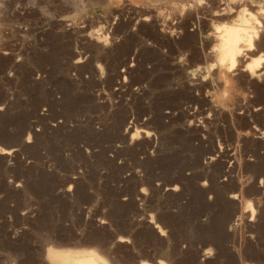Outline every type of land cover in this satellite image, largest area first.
<instances>
[{"label": "rangeland", "instance_id": "rangeland-1", "mask_svg": "<svg viewBox=\"0 0 264 264\" xmlns=\"http://www.w3.org/2000/svg\"><path fill=\"white\" fill-rule=\"evenodd\" d=\"M73 1L0 0V264H264V2ZM242 15L261 44L228 72Z\"/></svg>", "mask_w": 264, "mask_h": 264}, {"label": "bare ground", "instance_id": "bare-ground-1", "mask_svg": "<svg viewBox=\"0 0 264 264\" xmlns=\"http://www.w3.org/2000/svg\"><path fill=\"white\" fill-rule=\"evenodd\" d=\"M73 1V0H72ZM75 1V0H74ZM73 1V2H74ZM87 1V0H86ZM94 1V0H93ZM98 1V0H97ZM180 1V0H179ZM184 1V0H181ZM78 2V3H77ZM77 2L74 4L75 6L74 11L77 13H81V12H85L87 5L85 3H82V0H77ZM85 2V1H84ZM88 2V1H87ZM185 2V1H184ZM183 2V3H184ZM195 2V1H193ZM213 4H216L215 8H213V12H212V16L213 18H219V19H225L228 17H231V15H233L235 12H237L238 9H245L248 7H253L254 5L260 3V2H264V0H213ZM90 3V2H89ZM110 3V2H108ZM191 3V2H189ZM188 3V4H189ZM196 3V2H195ZM211 3V2H210ZM100 4V3H99ZM181 4V3H180ZM179 4V5H180ZM187 4V5H188ZM194 4V3H193ZM201 4V2H200ZM186 5V6H187ZM208 5V3L206 4ZM205 5V8H206ZM96 6V5H95ZM184 6V4L182 5ZM189 6V5H188ZM191 6V5H190ZM136 7V6H135ZM180 7V6H179ZM185 7V6H184ZM196 7V6H195ZM198 7V6H197ZM196 7V8H197ZM209 7V6H208ZM192 8H194L192 6ZM195 8V9H196ZM202 8V7H201ZM199 7V9H201ZM88 9V8H87ZM207 9V8H206ZM137 10V9H136ZM148 10V9H147ZM193 10V9H192ZM205 10V9H204ZM203 10V11H204ZM142 11V10H141ZM200 11V10H199ZM202 11V10H201ZM200 11V12H201ZM246 11V10H244ZM181 12V11H180ZM188 12V11H185ZM184 12V13H185ZM193 12V11H192ZM198 12V11H197ZM179 13V12H178ZM202 13V12H201ZM188 14V13H187ZM205 14V13H203ZM211 14V13H210ZM243 14V13H242ZM245 14V12H244ZM179 15V14H178ZM182 15V14H181ZM184 15V14H183ZM182 15V16H183ZM190 15V14H189ZM209 15V14H208ZM249 15V14H248ZM197 16V15H194ZM203 16V15H202ZM148 17V16H147ZM187 17V16H186ZM206 17V15H205ZM204 17V18H205ZM210 17V16H209ZM246 18H248L247 16H245ZM240 18V16H239ZM238 18V19H239ZM252 18H255L252 16ZM197 19V18H196ZM195 19V20H196ZM212 19V18H211ZM208 20V19H207ZM182 21V20H181ZM200 21V20H199ZM199 21H195V22H199ZM214 21V20H213ZM238 21L237 25H231V26H226V27H219L221 28V30L218 32L217 36H215V41H216V45H215V49L214 52L216 53V57H217V64H219L222 68L231 71L233 70L236 65H240L241 61L245 58L246 54L248 52H251L253 50H255V48L257 49L256 46H258L257 44H259V41H257V38L260 35V31L259 26L257 25V23H255L256 18L255 19H245L244 16L242 15L241 18ZM212 22V21H210ZM218 23L220 21H217ZM223 22V21H221ZM220 22V23H221ZM213 23V22H212ZM151 24V23H150ZM148 25V24H147ZM189 26V25H188ZM233 26V27H232ZM202 29V28H201ZM215 31L217 32L218 30H216V28H214ZM213 29V30H214ZM199 30V29H198ZM212 30V32H213ZM164 32V31H163ZM194 33V32H193ZM199 35V31L197 32ZM203 33V32H202ZM205 33V32H204ZM204 33L202 35H204ZM215 33V32H213ZM206 34V33H205ZM208 34V33H207ZM262 34V33H261ZM212 35V34H211ZM210 35V37H211ZM214 35V34H213ZM216 35V33H215ZM199 38V37H198ZM202 38V37H201ZM214 38V37H213ZM263 38V37H262ZM207 39V38H206ZM146 40V39H145ZM204 40L201 39V41ZM208 40V39H207ZM206 40V41H207ZM214 40V39H213ZM259 40V38H258ZM101 41V40H100ZM192 41V40H191ZM102 42L103 39H102ZM194 42V40H193ZM200 42V41H199ZM209 42V40H208ZM214 42V41H212ZM101 43V42H100ZM202 44V43H201ZM208 44V43H207ZM261 44V43H260ZM259 44V45H260ZM108 45V44H107ZM189 45V44H188ZM211 45H213L211 43ZM196 48V47H195ZM199 48V46H198ZM202 48V47H201ZM259 48V46H258ZM194 49V48H193ZM202 50V49H201ZM200 50V51H201ZM188 52V51H187ZM204 53V52H203ZM202 53V54H203ZM207 53V52H206ZM179 54V53H178ZM209 54V52H208ZM213 54V53H212ZM211 55V53H210ZM215 56V55H214ZM247 57V56H246ZM205 58V57H204ZM212 58V57H211ZM198 59V58H197ZM206 60V59H205ZM246 60V59H245ZM243 62V61H242ZM245 62V61H244ZM182 63V62H181ZM214 63V62H213ZM240 63V64H239ZM212 65V64H211ZM214 66V65H213ZM244 66V64L242 65ZM217 67V66H216ZM245 67V66H244ZM258 68L257 64H251L249 63L247 65V70L250 72V75H255L254 71ZM210 69V67H209ZM224 70V71H226ZM223 71V70H222ZM238 72V70H236ZM235 71V72H236ZM226 72V73H228ZM240 72V71H239ZM238 72V73H239ZM256 73V72H255ZM264 72H260V76L261 74H263ZM191 74V73H190ZM193 74V73H192ZM207 74V73H206ZM232 74V73H230ZM237 74V73H236ZM249 75V76H250ZM257 75V76H259ZM221 76V75H220ZM235 76V75H234ZM264 76V74H263ZM225 77H227V75L225 74ZM205 78V77H204ZM223 79V78H222ZM247 79V78H246ZM204 80V79H203ZM208 81V80H207ZM247 81V80H246ZM191 82V81H190ZM225 81H223V84L225 85L226 83H224ZM235 83V82H234ZM134 135V134H133ZM30 139V138H29ZM29 141V140H28ZM38 191V190H37ZM235 198V197H234ZM249 208L250 204H248ZM248 209V208H246ZM252 217V216H251ZM238 221V220H237ZM237 224V223H236ZM235 224V225H236ZM234 225V226H235ZM156 231L158 229L157 226H155ZM160 229V228H159ZM159 232V231H158ZM120 241V240H119ZM122 243V242H121ZM53 246V245H51ZM57 246V245H56ZM55 247V246H53ZM253 250V249H252ZM97 251V252H96ZM96 251L94 250H89V251H80V252H76L74 250H68V251H62L60 249H52L49 248L46 251V258L48 260L49 264H109V261H106L101 255H100V251H98L96 249ZM99 252V253H98ZM104 256V254H103ZM111 263V262H110ZM114 263V262H112ZM143 264V263H142Z\"/></svg>", "mask_w": 264, "mask_h": 264}, {"label": "built area", "instance_id": "built-area-1", "mask_svg": "<svg viewBox=\"0 0 264 264\" xmlns=\"http://www.w3.org/2000/svg\"><path fill=\"white\" fill-rule=\"evenodd\" d=\"M82 1H84V0H82Z\"/></svg>", "mask_w": 264, "mask_h": 264}]
</instances>
